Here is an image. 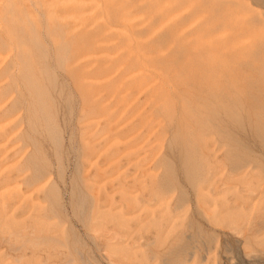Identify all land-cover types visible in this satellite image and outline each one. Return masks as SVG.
Returning a JSON list of instances; mask_svg holds the SVG:
<instances>
[{"label": "rangeland", "instance_id": "374dc122", "mask_svg": "<svg viewBox=\"0 0 264 264\" xmlns=\"http://www.w3.org/2000/svg\"><path fill=\"white\" fill-rule=\"evenodd\" d=\"M0 264H264V0H0Z\"/></svg>", "mask_w": 264, "mask_h": 264}]
</instances>
